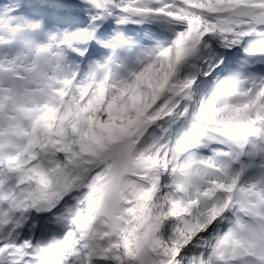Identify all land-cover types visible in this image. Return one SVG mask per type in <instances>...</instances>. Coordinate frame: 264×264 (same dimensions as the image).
Masks as SVG:
<instances>
[{
  "label": "snow or ice",
  "instance_id": "obj_1",
  "mask_svg": "<svg viewBox=\"0 0 264 264\" xmlns=\"http://www.w3.org/2000/svg\"><path fill=\"white\" fill-rule=\"evenodd\" d=\"M0 264H264V0H0Z\"/></svg>",
  "mask_w": 264,
  "mask_h": 264
}]
</instances>
